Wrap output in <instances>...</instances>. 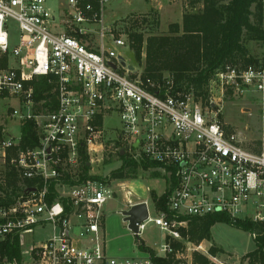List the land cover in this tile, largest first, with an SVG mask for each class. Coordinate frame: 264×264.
I'll return each instance as SVG.
<instances>
[{
  "label": "built area",
  "instance_id": "obj_1",
  "mask_svg": "<svg viewBox=\"0 0 264 264\" xmlns=\"http://www.w3.org/2000/svg\"><path fill=\"white\" fill-rule=\"evenodd\" d=\"M49 1L0 0V105L18 103L0 110V195L10 167L22 180L36 181L24 185L12 204L0 205V244L18 235L21 249L23 232L46 225L53 230L31 247L29 259L0 258V264H191L174 256L172 245L188 224L185 217L222 213L264 223V64H227L210 78V98L203 104L193 89H177L172 74L145 77L140 66L108 45L131 48L127 35H116L105 23L109 0H53L54 6ZM41 76L55 81L54 110L48 105L52 99H36L34 83ZM229 94L249 96L259 107L262 136L255 149L220 119ZM113 114L120 119L119 136L108 138V130L116 129L107 125ZM28 120L35 122L38 144L22 147ZM110 139L120 140L137 160L145 156L161 164L175 179L167 208L153 202L155 215L147 198L134 199L133 189L125 190L124 209L147 204L137 235L148 223L167 233L166 242L146 256L108 251L104 205L115 197L110 182L61 180L78 175L82 148L89 165L102 162ZM52 181L57 196L50 202Z\"/></svg>",
  "mask_w": 264,
  "mask_h": 264
},
{
  "label": "trees",
  "instance_id": "obj_2",
  "mask_svg": "<svg viewBox=\"0 0 264 264\" xmlns=\"http://www.w3.org/2000/svg\"><path fill=\"white\" fill-rule=\"evenodd\" d=\"M189 3L192 10L183 14L181 23H170L167 33H153L154 28L160 25L156 12L133 18L124 32L145 77L160 80L164 75L172 74L177 89H193L203 104H206L210 98L209 80L215 72L227 64H260V61L249 53L246 41H264V0H190ZM199 5L200 8H196ZM34 84L36 99H52V103L48 105L49 109L54 110L55 81L49 83L48 77L41 76ZM22 132V147L38 144V131L33 120L24 122ZM115 145L120 147L118 156L122 159V164L119 168L112 170L108 175L91 174L89 156L85 148H82L78 175L73 178L66 175L61 180L71 185L87 179L111 182L115 178L123 179L136 175L140 167L147 169L161 166L145 156L135 160L128 155L126 148L122 155L124 146L120 140H115ZM111 161V157L105 160L106 163ZM166 182L167 187L163 193L151 191V200L163 209L167 208V198L174 188L175 179L166 177ZM35 183V180H22L16 169L10 167L6 174L5 195H0V205L12 204L24 185L32 186ZM55 187L56 181H52L48 196L50 202L57 196ZM185 218L188 219V229L183 230V233L194 243L202 240L212 241L211 228L218 222L251 233L255 248L244 254L241 264H264V223L252 219H234L222 213ZM141 246L144 250H149V253H154L153 249L143 243ZM20 250L18 235L6 239L0 244L1 261L20 260ZM218 252H223V249L211 243L210 254L215 256ZM156 260L162 262L163 259ZM193 264L218 263L208 256L198 254L194 257Z\"/></svg>",
  "mask_w": 264,
  "mask_h": 264
},
{
  "label": "rangeland",
  "instance_id": "obj_3",
  "mask_svg": "<svg viewBox=\"0 0 264 264\" xmlns=\"http://www.w3.org/2000/svg\"><path fill=\"white\" fill-rule=\"evenodd\" d=\"M190 0H109L106 5L105 23L110 24L116 35L124 34L126 26L133 18H141L156 12L160 18V25L154 28L153 33L164 34L168 32V26L173 22H182L183 14L192 10ZM50 6H54L53 0L49 1ZM196 8H200V5ZM195 8V9H196ZM246 44L249 53L256 57L260 64L264 63V41L247 40ZM110 47H115L118 52L129 64H133L139 68L135 53L132 48L117 47L113 42H109ZM143 69L142 67H140ZM216 95L221 93L217 86L214 90ZM9 105L18 106V103L3 102L0 105L1 112L9 107ZM242 110H245L242 111ZM220 119L225 124L227 130H238L243 133L244 145L249 149L257 148V143L261 140V127L259 107L254 100L247 98H236L232 94L225 97L223 101V109L220 113ZM11 124V123H10ZM107 125L116 129L108 130V138L119 136L120 119L117 114L111 115L107 119ZM118 127V128H117ZM19 124L13 122L12 132H17ZM119 146L115 145V141L111 140L106 144L102 154L103 161L90 165V173L96 175H108L112 170L119 168L122 159L118 156ZM134 151L128 152L133 158ZM112 158V161L106 163L105 160ZM135 159V158H134ZM137 160V158L135 159ZM157 172V173H156ZM166 173L160 167L144 169L140 167L138 173L128 178H115L111 180V188L114 190L115 197L108 200L104 205V223L106 229V239L111 251V255L126 256H146L150 251L142 248V243L153 250H158L162 244L166 242V231L161 230L158 226L148 223L146 228L137 237L129 230L128 224L124 222V216L119 212L124 206L125 190L133 188L136 194L134 199L147 198L149 200L152 215H155L154 204L151 200V191L155 190L161 194L167 187ZM124 187L125 189H122ZM113 226V227H112ZM115 228V230H113ZM188 229V224L179 228L181 239L172 240L175 248V255L184 257L188 262L193 264L194 257L198 254L208 256L218 264H241L245 253L255 248V243L251 233L242 229L233 227L227 223L218 222L211 228L212 241L202 240L194 243L190 241L183 230ZM53 234L52 227H37L30 231L22 233L21 255L24 259H29L30 249L33 245H38L44 240L50 238ZM211 243L223 249L215 256L210 254ZM201 244L202 247L197 246ZM119 253V254H116ZM121 253V254H120ZM244 264H248L245 262Z\"/></svg>",
  "mask_w": 264,
  "mask_h": 264
},
{
  "label": "water",
  "instance_id": "obj_4",
  "mask_svg": "<svg viewBox=\"0 0 264 264\" xmlns=\"http://www.w3.org/2000/svg\"><path fill=\"white\" fill-rule=\"evenodd\" d=\"M121 59V64L123 66H126V62L122 56H119ZM113 67H117L116 64L112 63ZM130 68H133L132 66H129ZM137 144H135V147ZM125 153V150L123 149L121 151V154L123 155ZM124 216V222L128 223V228L131 229L133 232L136 233L139 230V224L142 223L144 220L148 217V208L145 201L139 202L137 204H134L128 209H122L119 211Z\"/></svg>",
  "mask_w": 264,
  "mask_h": 264
},
{
  "label": "crops",
  "instance_id": "obj_5",
  "mask_svg": "<svg viewBox=\"0 0 264 264\" xmlns=\"http://www.w3.org/2000/svg\"><path fill=\"white\" fill-rule=\"evenodd\" d=\"M133 189V188H132ZM135 197V196H134ZM137 199H141L140 198V196L139 197H137ZM143 199H146V198H143ZM127 201H125L124 202V206H125V203H126ZM125 208V207H124ZM113 227V226H112ZM113 230H115V228H113ZM107 246H108V243H107ZM108 251H109V253L111 254V251H110V248H109V246H108ZM116 254H119V253H116ZM121 254V253H120Z\"/></svg>",
  "mask_w": 264,
  "mask_h": 264
}]
</instances>
